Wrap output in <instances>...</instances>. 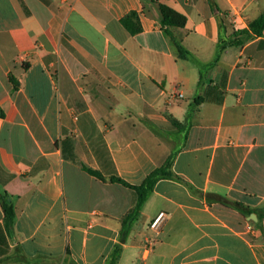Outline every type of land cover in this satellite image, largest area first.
<instances>
[{"label": "crops", "instance_id": "0c3cea01", "mask_svg": "<svg viewBox=\"0 0 264 264\" xmlns=\"http://www.w3.org/2000/svg\"><path fill=\"white\" fill-rule=\"evenodd\" d=\"M210 2L0 0V264H108L116 245L114 264H264V28L207 65L264 0ZM160 4L185 17L170 35ZM171 152L120 242L135 197L110 177L140 184Z\"/></svg>", "mask_w": 264, "mask_h": 264}, {"label": "trees", "instance_id": "16d2710c", "mask_svg": "<svg viewBox=\"0 0 264 264\" xmlns=\"http://www.w3.org/2000/svg\"><path fill=\"white\" fill-rule=\"evenodd\" d=\"M210 2V0H208ZM211 3V2H210ZM213 5V4H212ZM159 11L161 16L162 25L165 27V32L170 35V32L167 30L168 27H183L185 24V17L173 10L172 8L168 7L167 5L160 4ZM122 24L124 27L131 33L136 34L140 31V25L138 22V18L136 13L130 12L126 16L121 19ZM264 28V12L259 14L255 19L248 23V29H238L232 30L230 36L228 38H219L216 53L214 58L208 66H212L219 60L220 54L228 47L231 46H240L245 43L247 40L252 39L253 37L260 36L262 34V29ZM172 44L175 47L176 55L181 59H190L194 60L193 56L181 45V43L171 36ZM199 69V79H198V86L201 85L203 80V69L206 68L207 65L202 64L196 60H194ZM173 124L180 128L184 125V123H179L177 121L173 122ZM175 153L171 152L164 162L154 170H152L140 184L132 185L123 179L112 176L110 180L113 182H117L126 188H128L135 197L134 204L132 207L123 215L121 218L120 229H119V237L120 242H123L129 232L130 227L132 224L138 219L140 215V211L142 209L143 204L145 203L149 193L152 191L155 183L159 179L163 178H170L173 176L171 171V166L173 163ZM82 168L89 174L104 180L105 177L101 175L99 172L92 170L88 167L82 165ZM10 196L5 192H0V207L3 212V221L4 226L9 229L12 226L15 212L14 207L9 200ZM232 206L238 208L240 206L239 202H232ZM120 250V245H116L108 264H114L117 258V255Z\"/></svg>", "mask_w": 264, "mask_h": 264}, {"label": "built area", "instance_id": "2783aa9c", "mask_svg": "<svg viewBox=\"0 0 264 264\" xmlns=\"http://www.w3.org/2000/svg\"><path fill=\"white\" fill-rule=\"evenodd\" d=\"M179 97L181 96L180 93L177 94ZM166 213L165 212H159L157 213L153 219L150 222V228L154 231H158L161 226L163 225V223L165 222L166 219Z\"/></svg>", "mask_w": 264, "mask_h": 264}, {"label": "water", "instance_id": "95a60500", "mask_svg": "<svg viewBox=\"0 0 264 264\" xmlns=\"http://www.w3.org/2000/svg\"><path fill=\"white\" fill-rule=\"evenodd\" d=\"M252 216H254V214H251Z\"/></svg>", "mask_w": 264, "mask_h": 264}]
</instances>
